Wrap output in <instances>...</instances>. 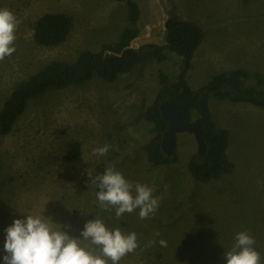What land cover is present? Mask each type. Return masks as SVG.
<instances>
[{
    "label": "rangeland",
    "instance_id": "374dc122",
    "mask_svg": "<svg viewBox=\"0 0 264 264\" xmlns=\"http://www.w3.org/2000/svg\"><path fill=\"white\" fill-rule=\"evenodd\" d=\"M133 1L140 10L134 25L138 36L132 42L138 64L113 82L93 77L47 92L28 103L8 135H0V264L7 254L5 229L15 219L42 212L65 226L62 230L71 237H80L84 225L95 218L109 229L135 232L139 247L119 264H227L224 253L241 231L255 238L264 264V109L223 96L209 98L211 120L228 134L230 165L207 183L198 182L187 167L196 152L192 134L177 135L175 162H148L156 133L144 118L160 88V74L171 75V84L179 82V56L168 53L162 62L148 56L151 45H164L169 17L195 22L203 33L184 78L192 90L200 92L216 74L244 68V85L264 91V0ZM5 8L20 24L16 51L0 61V107L15 84L48 63L98 51L132 27L125 4L113 0H0V9ZM51 13L67 14L71 32L57 46L37 45L36 21ZM197 117L194 113L193 119ZM72 142L79 143L80 154L68 160ZM106 144V156L92 154ZM108 167L133 185L151 187L159 198L155 213L141 219L136 209L117 218L114 207H101L92 180ZM84 245L100 251L90 241Z\"/></svg>",
    "mask_w": 264,
    "mask_h": 264
},
{
    "label": "trees",
    "instance_id": "16d2710c",
    "mask_svg": "<svg viewBox=\"0 0 264 264\" xmlns=\"http://www.w3.org/2000/svg\"><path fill=\"white\" fill-rule=\"evenodd\" d=\"M113 1L125 4L127 20L132 27L122 30L115 42L103 44L98 51H82L72 61H52L15 84L0 107V135H8L25 112L28 103L47 92L76 87L93 77L113 82L138 64L139 53L132 47V42L138 36V30L134 25L139 19V7L133 0ZM72 25V20L67 14H45L36 21L34 42L40 46H57L68 37ZM164 30V45H151L148 56L157 62L165 60L168 53L179 56L180 72L176 79L182 86L179 90L172 88L173 77L161 73L158 93L145 110L144 118L152 124L156 133L147 152V160L152 166L170 164L177 159L175 151L171 157H167L160 147L161 135L168 127V122L160 114L161 103L169 102L170 107L183 121H191L194 113L198 115V98L202 92H207L213 97V93L221 91L223 97L233 103H246L264 109V91L244 85L248 77V72L244 68L216 74L200 92L192 90L184 78L191 67L195 51L203 41L202 30L195 22L174 17L165 20ZM203 140L206 145L205 153L199 155L195 152L187 167L198 182L207 183L218 179L230 165L226 153L229 138L227 132L211 120L203 127ZM79 154V143H70L66 158L75 160Z\"/></svg>",
    "mask_w": 264,
    "mask_h": 264
},
{
    "label": "clouds",
    "instance_id": "9594fccd",
    "mask_svg": "<svg viewBox=\"0 0 264 264\" xmlns=\"http://www.w3.org/2000/svg\"><path fill=\"white\" fill-rule=\"evenodd\" d=\"M19 24L12 11L0 9V61L16 51L13 45ZM109 149L106 144L94 148L92 154L106 156ZM92 184L99 189L96 197L100 206L114 207L117 218L139 209V217L147 219L158 209L159 198L154 197L151 187L133 185L113 167L105 168ZM42 213L15 219L5 229L3 249L7 254L2 258L3 264H108L109 260L119 264L125 255L139 247L135 232L126 233L120 227L109 229L100 218L87 222L80 237H71L62 230L65 226L54 224ZM234 239L233 248L224 253L227 264H261L255 238L248 231L238 232ZM84 241L97 246L99 253L89 250ZM159 243L167 246L164 240Z\"/></svg>",
    "mask_w": 264,
    "mask_h": 264
},
{
    "label": "water",
    "instance_id": "95a60500",
    "mask_svg": "<svg viewBox=\"0 0 264 264\" xmlns=\"http://www.w3.org/2000/svg\"><path fill=\"white\" fill-rule=\"evenodd\" d=\"M182 86L180 82L172 84V88L179 90ZM223 93L218 91L213 93V97H222ZM210 96L207 92H202L198 98V117L191 121H183L178 113L174 111L169 102L160 104V114L168 122V127L161 135L160 147L167 157H171L177 146L176 137L181 133L192 134L196 143V153L203 155L206 151V145L203 140V127L211 121L208 109V100Z\"/></svg>",
    "mask_w": 264,
    "mask_h": 264
}]
</instances>
